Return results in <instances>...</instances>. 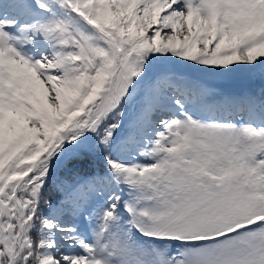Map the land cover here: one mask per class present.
<instances>
[{
  "label": "snow or ice",
  "instance_id": "6c2138e0",
  "mask_svg": "<svg viewBox=\"0 0 264 264\" xmlns=\"http://www.w3.org/2000/svg\"><path fill=\"white\" fill-rule=\"evenodd\" d=\"M0 264H264V0H0Z\"/></svg>",
  "mask_w": 264,
  "mask_h": 264
}]
</instances>
